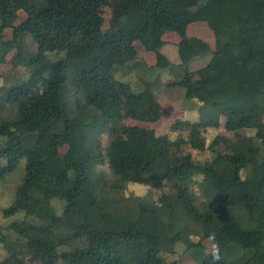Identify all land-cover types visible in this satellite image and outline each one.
<instances>
[{"label": "trees", "instance_id": "16d2710c", "mask_svg": "<svg viewBox=\"0 0 264 264\" xmlns=\"http://www.w3.org/2000/svg\"><path fill=\"white\" fill-rule=\"evenodd\" d=\"M103 5L112 9L107 30ZM20 9L27 18L4 40ZM201 21L214 34L213 54L171 84L215 113L176 122L172 128L186 132L177 139L129 123L159 120L163 105L153 82L133 91L115 73L135 61L139 47L154 54L150 67L171 66L163 51L168 32L180 37V63L208 53L210 43L188 34ZM13 49L15 63L25 59L33 70L0 86V179L25 161L5 209L18 216L0 225L7 251L0 264H180L166 256L179 242L199 249L200 264H207V243L219 249L218 264H264V150L256 141L264 142V0H0V63ZM114 121L120 125L107 139V156L117 175L110 182L98 165L101 136ZM221 126L232 135L207 143L202 134ZM188 147L209 156L195 159ZM195 174L201 193L243 211L241 220L198 202L188 185ZM165 180L176 191L153 204L119 190L127 181Z\"/></svg>", "mask_w": 264, "mask_h": 264}, {"label": "rangeland", "instance_id": "374dc122", "mask_svg": "<svg viewBox=\"0 0 264 264\" xmlns=\"http://www.w3.org/2000/svg\"><path fill=\"white\" fill-rule=\"evenodd\" d=\"M100 14L105 18L104 29L107 30L111 19L112 9L109 5H103L100 10ZM28 16L26 9H20L18 11V17L14 25L4 29L2 35L4 40H9L13 37L15 26H18ZM206 22H194L188 27V34L195 35L203 38L212 46V50L208 53L201 55L191 61L188 65L182 64L179 61L177 43L180 37L175 32H168L164 35V39L168 42L163 48L164 53L167 54L172 64L166 69L157 67H150L155 64L154 54L150 56L148 53L142 50L140 47L136 49L135 61L128 62L125 66H122L115 73V78L124 82H129L133 91H140L144 88V81L153 82V92L156 98L163 105V116L155 122H142L135 119H129V123L135 125H143L155 129L157 134H167L174 139L180 138L186 135V132L173 129V125L179 121H198L215 113L216 107L205 105L197 98L187 97L185 89L181 85L171 84L174 81H179L183 78L185 69L195 70L205 65L213 54L215 47L214 34ZM17 51L11 50L5 57V60L0 63V86H11L19 79H26L33 70L32 64H27V60L23 59L19 64L15 63ZM76 90V89H74ZM77 91H74L76 93ZM81 94L80 92H78ZM82 95V94H81ZM224 122V118L221 119ZM119 122H112L109 125L108 131L102 134V157L98 165V169L107 174L110 182H112L117 173L112 170L110 161L107 156V139L114 137L118 134ZM105 135L107 137H105ZM216 135L231 136L232 132H226L222 126L219 128H209L202 134L207 143L211 142ZM260 136L264 138V127L260 132ZM257 144H259L264 150V142L261 138H257ZM190 150L195 159H205L209 156V152L199 151L191 147L186 148ZM33 163L28 167L34 170L38 166V157L33 156ZM5 159H0V164L5 163ZM25 175V161H21L19 166L0 179V225H7L17 218L18 215H6L5 209L10 206L15 197V189L22 182ZM202 175L195 174V177L188 182L191 190L198 195V202L209 201L219 210H225L235 215L237 218H242L244 212L236 208H230L224 206L218 199L212 196H204L201 193ZM177 185L170 180H165L159 184H145L139 182L127 181L123 183V186L119 188L122 192V196L131 201H140L144 203L153 204L157 202L161 197L168 194H172L176 191ZM53 205L58 213L62 212L61 203L54 198ZM241 220V219H240ZM245 227V221L242 222ZM195 238V237H194ZM7 255V251L3 244L0 242V261ZM170 260L178 259L180 264H200L199 249L193 248L185 250L183 242H179L176 245L175 253L166 255ZM220 251L215 247L207 243L205 262L207 264H218L220 260ZM40 264V263H29Z\"/></svg>", "mask_w": 264, "mask_h": 264}]
</instances>
